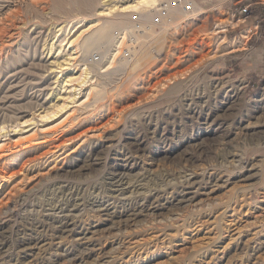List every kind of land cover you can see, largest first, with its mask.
Returning a JSON list of instances; mask_svg holds the SVG:
<instances>
[{
    "label": "rangeland",
    "instance_id": "obj_1",
    "mask_svg": "<svg viewBox=\"0 0 264 264\" xmlns=\"http://www.w3.org/2000/svg\"><path fill=\"white\" fill-rule=\"evenodd\" d=\"M132 1L0 0V264H264V42L215 0L98 15ZM110 20L131 58L65 82Z\"/></svg>",
    "mask_w": 264,
    "mask_h": 264
},
{
    "label": "built area",
    "instance_id": "obj_2",
    "mask_svg": "<svg viewBox=\"0 0 264 264\" xmlns=\"http://www.w3.org/2000/svg\"><path fill=\"white\" fill-rule=\"evenodd\" d=\"M191 1L193 0H162V3H160L158 6V10L154 9L156 15L154 16L153 23L156 24L160 23L162 20V16H165L168 10L172 6H181L184 10H190L193 7ZM229 1L232 2L233 0H229ZM258 4L259 3L254 2V0H234L232 7L226 12L229 15V19H228L229 23L224 26L225 30L228 27H231L230 25L231 23H236V22L245 23L247 20L251 19L256 13L255 8L253 6ZM263 23H264V13L257 15L254 24V27L257 28V30L253 35L251 31L248 29V32L250 33L249 38L254 36V38L257 41L264 42V35L260 31V26H262ZM144 27L142 24H134L131 27L117 29L113 32V36L115 39L117 38L119 40H122V37L124 38L123 46L120 47V53H119L120 57H122L123 59L131 58V55L136 50V43L139 37L144 35L145 33ZM242 32H246L248 34V32L245 30H243ZM249 38L247 40H249ZM101 59H102V52L95 51L93 53H90L85 58V62L87 65H93V64L96 65L98 62L101 61Z\"/></svg>",
    "mask_w": 264,
    "mask_h": 264
},
{
    "label": "bare ground",
    "instance_id": "obj_3",
    "mask_svg": "<svg viewBox=\"0 0 264 264\" xmlns=\"http://www.w3.org/2000/svg\"><path fill=\"white\" fill-rule=\"evenodd\" d=\"M91 1L92 0H81L82 5L84 7L91 5ZM153 3H157V6H159V4L162 2L161 0H133L132 3L127 4V5H115L114 4L112 6H109V8L99 11L98 15L103 17V16L111 15V13H114V12H129L128 10L135 8L139 5H144V4L148 5V4H153ZM192 3L193 1H191V4ZM100 19L101 18L98 17L93 22H91L89 28L95 25ZM118 25L119 23L117 24L116 22L110 20L106 24L99 26L97 30H95L97 33L96 35L97 42H100L101 40H105V39H111V41L109 42L110 47L108 49L105 61L101 62V64L100 62L97 64L100 70V73H104L113 67L112 64L117 59L118 54L120 53V47L123 46L124 38L122 37V40H119L117 38L115 39L113 36V33L111 34V29L113 30V27L117 28ZM76 39H73L67 42L68 43L67 49L70 50V54H67V56L62 60V62H58L57 65L59 68H61V70L70 69V73L73 74V75L67 76L65 82L70 83L71 81H77V82H81V85H85L86 83L90 82V80H93V79H92V75L89 74L90 70H89L88 65L83 66L80 64L78 69L75 68V66H73L72 62L76 58V55H77L76 47L74 46V42L76 41ZM79 93L80 92L78 93L72 92L70 95H68V98H70L71 101L76 102L74 99ZM88 95H89V91L85 93V97L88 98ZM77 99H78V96H77ZM61 106L63 105H60L59 107L61 108Z\"/></svg>",
    "mask_w": 264,
    "mask_h": 264
},
{
    "label": "crops",
    "instance_id": "obj_4",
    "mask_svg": "<svg viewBox=\"0 0 264 264\" xmlns=\"http://www.w3.org/2000/svg\"><path fill=\"white\" fill-rule=\"evenodd\" d=\"M196 1H198L199 3H205L206 2V0H196ZM254 2L259 3L258 5L253 6L255 8L256 13L254 14V16L251 19L247 20V22L245 23V25H247V27H248L245 30L249 29L251 31L252 35L257 30V28L254 27L257 15L264 13V0H254ZM232 4H233V2H231L229 0H215V3L213 4V6L211 8H208V11H212L213 9L214 10H223V11L227 10L228 11L232 7ZM262 26H263L262 32L264 33V23L262 24ZM252 38H254V36H252ZM251 42H253V39H251ZM245 50H247L246 53H248L249 51H251L253 49L246 48ZM231 52H233V51H230V53Z\"/></svg>",
    "mask_w": 264,
    "mask_h": 264
}]
</instances>
